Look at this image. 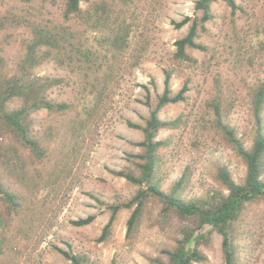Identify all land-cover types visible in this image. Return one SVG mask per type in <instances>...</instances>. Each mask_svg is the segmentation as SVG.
<instances>
[{
	"label": "rangeland",
	"instance_id": "obj_1",
	"mask_svg": "<svg viewBox=\"0 0 264 264\" xmlns=\"http://www.w3.org/2000/svg\"><path fill=\"white\" fill-rule=\"evenodd\" d=\"M197 1L82 0L79 12L66 15V0H0V102L19 77L38 97L2 100L6 111L29 112L26 137L0 112V264H72L59 248L81 264H169L168 251L191 231L205 257L196 264H226L216 228H200L198 215L156 196L144 198L129 229L146 185L117 174H140L144 160L132 155L144 153L143 127L169 74L172 96L187 90L158 111L169 122L154 138L162 142L155 154L159 187L208 205L229 193L222 169L245 183L247 164L225 128L247 149L264 135V102L260 124L255 115L264 89V0H235V11L214 0L196 37L204 49L188 46L190 59H183L175 41L190 22L177 23L201 20ZM43 33L48 44L27 63ZM113 206L121 207L102 238ZM88 216V224L73 223ZM229 231L233 264H264V196L244 202Z\"/></svg>",
	"mask_w": 264,
	"mask_h": 264
},
{
	"label": "trees",
	"instance_id": "obj_2",
	"mask_svg": "<svg viewBox=\"0 0 264 264\" xmlns=\"http://www.w3.org/2000/svg\"><path fill=\"white\" fill-rule=\"evenodd\" d=\"M82 0H66V15L79 12L80 2ZM214 0H198L196 3V8L203 11V16L199 21L196 17L192 18L191 16H186L182 21L178 22L177 25H183L187 22H190V28L184 37L177 39L175 45L177 47L176 55L183 59H190L186 52V48L196 47L204 49L202 44L196 42V37L198 35V30L200 22L206 21L210 18V4ZM229 6L235 11L237 5L235 0H225ZM45 34H40L37 36V40L34 41L31 46L30 58L26 61L27 63L32 64L36 54V49L44 44H48V40L44 39ZM50 38V36H48ZM53 39V37H51ZM120 38V37H118ZM120 40V39H118ZM24 77H19L20 81H15L9 88L3 91V98L0 102V112L3 117L12 125L15 126L23 135L26 137V129L22 123L24 115L29 112L27 107H22L20 109L6 111L3 105V99L6 97L9 98L13 95H23L26 101L32 100L38 97L32 92V87L27 83V80L23 79ZM170 75H166V85L163 94L159 97V103L157 108L151 114L150 119L147 121L146 126L143 127L145 132V139L138 143L142 145L145 150L143 154H133L144 160L140 165L142 168L139 175H135L130 171H119L117 174L124 176L128 180L137 183L139 185H146L145 188L141 189L135 201H137L136 209L134 210L130 220H129V229L133 226L136 221L141 207L144 203V198L147 195H153L163 200L169 205L177 207L182 214L185 215H198L201 218L200 228L214 227L218 230L223 236V248L226 254V264H233L234 262V252L231 242V235L229 228L233 220L239 215L241 207L244 202L253 200L259 196H264V181L261 179V175L264 167V135L258 133L255 138L254 145L251 149H247L241 141L235 138L232 130L229 127H226V133L231 138L237 152L243 157L247 164V175L244 184L236 183L230 173L226 169L220 171V177L223 183L228 187L229 193L226 196L220 197L218 202L214 204H203L202 202H184L181 199L174 197L171 194H167L164 190L159 187V184L155 180V171H156V150L161 145V141L155 140V133L158 129L169 124V122L162 121L158 117L159 109L170 102H176L184 98V93L187 90V86H184L180 92L175 96L171 95V89L169 86ZM36 97V98H35ZM264 102V89L262 88L256 94L255 100V115L257 118L258 124H260L261 109ZM33 106L44 105L48 108L55 109L56 107H64V104H53L49 101H33ZM130 125L135 127H140L139 124H134L129 122ZM29 141V140H28ZM31 144L32 142L29 141ZM130 204V203H128ZM127 204V205H128ZM121 206H113L112 216L110 221L104 228L103 236L104 238L108 233L110 226L112 225L115 216ZM94 216H88L86 218H80L76 221H73L76 225L88 224L93 220ZM196 237L194 231H191L189 235L186 236L185 240L180 242V245L174 251H168L171 256V261L169 264H196L203 260L204 255L196 248L195 245ZM59 251L63 253L66 257L72 260V264H81V261L78 256L71 254L70 252L59 248Z\"/></svg>",
	"mask_w": 264,
	"mask_h": 264
}]
</instances>
